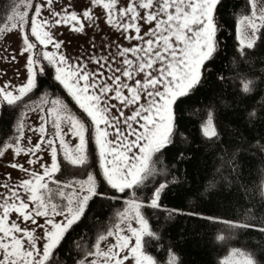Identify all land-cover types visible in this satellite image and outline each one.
<instances>
[{
    "label": "snow or ice",
    "instance_id": "obj_1",
    "mask_svg": "<svg viewBox=\"0 0 264 264\" xmlns=\"http://www.w3.org/2000/svg\"><path fill=\"white\" fill-rule=\"evenodd\" d=\"M90 2L93 8H102L108 25L122 29V35L133 30L135 38L140 41L122 49L116 46L117 52L112 58L120 56L123 59L115 68L108 64L105 57H92L91 60L100 67L96 72H89L84 64H73L60 54L57 50L63 42L55 40L46 27L49 20L39 19L41 4L31 5L29 2L26 5L34 8L35 14L30 20L25 19L26 13H16L20 30L23 32L27 24L31 33V36L25 34L22 37L24 47L21 51L28 53L27 79L25 83L15 86L14 90L6 91L7 85L0 87V104L15 106L17 101L37 88V77L48 76L46 69L51 67L54 68V81L62 86L82 111L77 114L61 96L49 99L48 93H44L40 97L41 103L48 106L40 109L43 113L40 117L42 123L37 130L41 134L40 140L50 151V164L41 162L42 173L31 171L28 179H22L12 188L4 185L9 194L0 203V264H50L54 250L65 234L81 220L89 202L94 197L105 196V192L100 190L101 186L122 193L126 189H147L145 180L152 174L153 157L172 143L174 105L200 85L205 62L213 61L218 54V32L222 29L218 5L221 0ZM51 3L52 0H48V4ZM246 5L250 6V11L241 12L235 19V38L241 56L264 43V6L257 9L256 0H246ZM52 16L60 17L52 23L71 22L74 30H83L84 25L75 11L63 15L52 12ZM82 16L92 19V9L86 8ZM141 21L150 25L143 35H140ZM13 27L16 25L13 24ZM124 38L131 40L133 37L126 35ZM48 45H52L54 50H44ZM128 53L133 58H129ZM259 59L264 63V55ZM41 61H46V64L40 66ZM103 67H107L112 75L106 76L101 70ZM204 70L210 71L207 68ZM259 82L264 84V76L259 78ZM254 88L253 79L242 80L244 93H251ZM109 98L119 101L123 109L129 110V114L124 116L116 104L107 102ZM24 108L29 109V105H24ZM112 109L123 116L122 125L118 116L112 114ZM24 115L23 111L19 114L16 123L19 135L14 143L5 142L3 147L12 148L17 154H34L41 148L39 142L29 148L21 146ZM254 116L255 113H249L250 118ZM213 119V114L209 112L202 124V132L209 138L218 136ZM48 124H51L50 130L45 127ZM46 132L49 133L47 139ZM68 134L77 138L78 142L70 143L66 139ZM58 152L71 165H85L93 171L87 173L86 179L75 181V185L69 181L61 186L59 181L53 179V174L60 170ZM0 154H3L2 150ZM27 163L31 165L34 160L29 159ZM12 167L28 171L20 164H13ZM51 184L56 187H51ZM166 188V182L154 185L144 202L133 191L125 201L123 210L115 213L116 222L105 234L97 236L94 251L87 252L88 256L94 258L91 261L81 260L79 264H157L145 250L142 240L145 236H156V232L150 229L141 209L145 204L158 207ZM18 190L22 191L23 196ZM261 204H264V193ZM10 212L18 214L17 218L22 216L24 221H30L35 227L22 228L15 221L9 222ZM244 216L247 220L245 223H224L233 229L264 225V207L245 209ZM37 217L46 219L43 224H37ZM132 221L136 222V227H133ZM35 228H40L41 233L37 234ZM259 230L264 233V227ZM106 237H113L114 243L101 248V241ZM218 239L224 237L219 236ZM176 260L175 255L169 253V264H176ZM222 264H264V259L255 251L233 247Z\"/></svg>",
    "mask_w": 264,
    "mask_h": 264
},
{
    "label": "trees",
    "instance_id": "obj_2",
    "mask_svg": "<svg viewBox=\"0 0 264 264\" xmlns=\"http://www.w3.org/2000/svg\"><path fill=\"white\" fill-rule=\"evenodd\" d=\"M25 1L37 3L0 0V27L8 14ZM33 9L29 7L28 16ZM218 11V19H222L218 54L213 61L205 62L200 85L174 105L172 143L153 157L152 174L145 180L148 188L122 193L101 186L105 196L89 202L81 220L54 250L50 264H77L93 249L97 236L116 222L115 213L123 210L133 191L144 202L154 185L165 182L167 188L159 206L142 207L150 229L156 232V236L144 237L145 250L157 264H169V253L177 258L176 264H222L233 247L255 251L264 259V233L259 230L264 225L233 229L224 223H245V209L264 207V84L259 82L264 76V63L259 59L264 55V43L240 55L235 19L241 12L250 11L246 0H221ZM46 71L49 75L37 77V88L15 106L2 104L0 150L5 142L13 144L19 135L16 123L20 112L40 104L44 93L61 96L77 114L82 111L54 81L53 68ZM244 78L254 81L251 93L242 90ZM26 104L29 109L24 108ZM209 112L214 117L217 137L209 138L202 132ZM250 112L255 113L254 118L249 117ZM58 162L60 170L53 179L61 186L69 181L75 184L93 171L85 165H71L61 154Z\"/></svg>",
    "mask_w": 264,
    "mask_h": 264
},
{
    "label": "rangeland",
    "instance_id": "obj_3",
    "mask_svg": "<svg viewBox=\"0 0 264 264\" xmlns=\"http://www.w3.org/2000/svg\"><path fill=\"white\" fill-rule=\"evenodd\" d=\"M36 2V4L42 5L39 19L49 20V25L46 27L52 32L55 40L63 42L61 48L57 51L60 54L65 55L73 64H84L89 72H96L100 67L91 60L92 57H105L107 58L108 64H111L112 67L115 68L119 66L120 60L123 59V57L120 56H116L115 59L112 58L113 54L117 52L116 46L119 45L122 49L123 47H131L140 43V41L135 38L136 33L133 30H129L128 33L122 35V29L117 30L116 27L108 25L106 23V15L102 14V8L100 6L93 8L90 0H52L51 5L48 4V0H36ZM28 3L29 2L25 1L15 7L8 14L0 27V87L7 85V88L5 89L6 91L14 90L15 86L25 83L27 79L26 57L28 53H23L21 51L24 47L22 37L25 34H30L31 36V33L27 24L24 26L25 30L23 32L20 30V24L16 17V13L24 12L26 13L25 19L30 20V17L35 13L33 9L30 16H28L29 6H26ZM256 3L257 9L264 6V0H256ZM86 8L92 9V19L90 20L82 16V13ZM71 11L77 12L78 17H80V23L84 25L83 30H74L71 22H62L61 24L52 23L54 19L60 18L53 17L52 12L61 13V15H63L64 13ZM140 23L142 25L140 35H143L144 31H146L150 25L143 21ZM13 24L16 25L15 28L13 27ZM126 35H131L133 38L131 40L125 39L124 37ZM145 39H147V37H145ZM44 50L53 51L54 49L52 48V45H48ZM33 55L35 56V52ZM128 56L129 58H133L131 53H128ZM13 57H15V59H13ZM103 63L104 61L102 60L101 64ZM43 64H46V61H41L40 66ZM101 70L106 76L112 75V73L108 72L107 67H103ZM129 83H131V81H129ZM48 96L49 99L54 98V96ZM107 102L109 104H116L117 108L123 111L124 116L129 114V110L123 109L119 101L109 98ZM1 106L2 104H0V108ZM47 106L48 105L42 103L34 106L25 113L23 119L24 135L20 138L21 146L23 148H29L39 142L41 144L40 150L35 151L34 154L28 152H20L17 154L12 148H4L2 150L3 154H0V203H3V197L9 194L8 189L4 187L5 184H7L9 188H12L18 185L22 179H28L29 172L35 171L42 173L43 169L40 168L41 162L50 164V151L46 149L44 141L40 140L41 134L37 130L42 123L40 117L43 113L40 109L42 107L46 109ZM112 114L118 116L122 125L123 116H119L116 109H112ZM45 127L50 130L51 124H48ZM66 130V126H64V131ZM48 134L49 133L46 132L45 139H47ZM66 139L73 144L78 142L77 138L72 137L70 134L66 136ZM59 154L62 155V153L58 152V159ZM29 159H33L34 163L29 165L27 163ZM13 164L23 165V168L28 171H22L21 168L12 167ZM83 179H86V177ZM66 191H68V189H66ZM18 192L23 196L21 190H18ZM17 215L18 214L14 212H10L9 222L15 221L22 228L27 227L32 229L35 227L30 221H24L22 216L17 218ZM45 219L46 218L44 217H37V224H43ZM55 219H59V217H55ZM132 225L133 227L137 226L135 221H132ZM122 227H125V225H122ZM35 232L40 234L41 229L35 228ZM105 233L106 231L102 234ZM125 234L128 233L125 232ZM143 239L144 237L142 240ZM132 242L134 243V239ZM109 243H114L113 237H106L104 241H101L100 246L101 248H105ZM38 246H40L39 243ZM92 250L94 251V248ZM93 258L94 257L86 254L81 260L91 261ZM77 264H79V262Z\"/></svg>",
    "mask_w": 264,
    "mask_h": 264
}]
</instances>
